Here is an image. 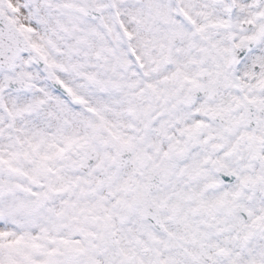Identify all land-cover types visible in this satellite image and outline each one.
<instances>
[{"label":"snow or ice","instance_id":"snow-or-ice-1","mask_svg":"<svg viewBox=\"0 0 264 264\" xmlns=\"http://www.w3.org/2000/svg\"><path fill=\"white\" fill-rule=\"evenodd\" d=\"M0 264H264V0H0Z\"/></svg>","mask_w":264,"mask_h":264}]
</instances>
